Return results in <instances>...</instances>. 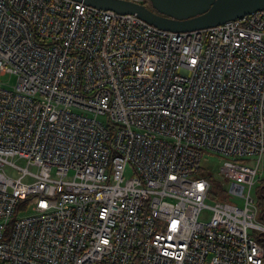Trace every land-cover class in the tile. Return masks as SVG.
I'll return each instance as SVG.
<instances>
[{
  "label": "built area",
  "instance_id": "2783aa9c",
  "mask_svg": "<svg viewBox=\"0 0 264 264\" xmlns=\"http://www.w3.org/2000/svg\"><path fill=\"white\" fill-rule=\"evenodd\" d=\"M263 170L264 8L170 31L0 0V264H264Z\"/></svg>",
  "mask_w": 264,
  "mask_h": 264
},
{
  "label": "water",
  "instance_id": "95a60500",
  "mask_svg": "<svg viewBox=\"0 0 264 264\" xmlns=\"http://www.w3.org/2000/svg\"><path fill=\"white\" fill-rule=\"evenodd\" d=\"M77 1L118 13H135L170 31L205 28L264 8V0H149V6L132 0Z\"/></svg>",
  "mask_w": 264,
  "mask_h": 264
},
{
  "label": "rangeland",
  "instance_id": "374dc122",
  "mask_svg": "<svg viewBox=\"0 0 264 264\" xmlns=\"http://www.w3.org/2000/svg\"><path fill=\"white\" fill-rule=\"evenodd\" d=\"M16 81V77L15 75H4L1 77V82H3L4 84H6L8 87H11V85H13ZM14 162L18 165H25V161L22 160V159H13ZM223 162V159L216 155L215 153H207L206 155H204V159L202 160V166L204 167H208L209 169H211L214 173H216V171L218 170L219 168V165H221ZM30 169L32 171H35L36 170V167L35 166H31ZM5 171L10 175V176H13V177H17L20 173L10 167V166H5ZM130 174V169L127 168L126 169V172H125V175L128 176ZM261 178H262V182L264 183V170L262 172V175H261ZM261 181V180H260ZM259 183V180L257 181L256 185ZM252 194L255 196L256 193H255V187L252 189ZM213 200L211 198H206L205 200V203L206 204H212ZM239 203L241 204V202L239 201ZM31 212V209L28 208V209H22L19 211V214L20 215H27ZM209 212L210 210H208L207 208H204L201 216L204 217V218H208L209 217Z\"/></svg>",
  "mask_w": 264,
  "mask_h": 264
},
{
  "label": "trees",
  "instance_id": "16d2710c",
  "mask_svg": "<svg viewBox=\"0 0 264 264\" xmlns=\"http://www.w3.org/2000/svg\"><path fill=\"white\" fill-rule=\"evenodd\" d=\"M145 5L149 6V1L145 2ZM204 174L208 173L209 178L213 183V186L211 188V191L209 193L211 198H222L220 195V191L222 190V181L218 179L213 173L203 171ZM261 180V181H260ZM255 193H256V203L258 207V214L257 218L264 223V183L262 182V178L260 177L259 183L255 186ZM263 235V234H262ZM261 235V236H262ZM260 241L264 244V235L260 237Z\"/></svg>",
  "mask_w": 264,
  "mask_h": 264
}]
</instances>
